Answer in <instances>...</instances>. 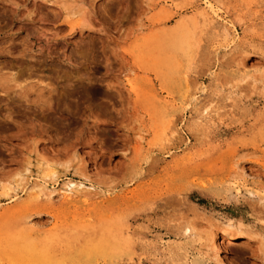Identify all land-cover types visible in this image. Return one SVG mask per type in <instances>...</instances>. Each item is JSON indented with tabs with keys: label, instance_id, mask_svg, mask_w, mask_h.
Wrapping results in <instances>:
<instances>
[{
	"label": "rangeland",
	"instance_id": "374dc122",
	"mask_svg": "<svg viewBox=\"0 0 264 264\" xmlns=\"http://www.w3.org/2000/svg\"><path fill=\"white\" fill-rule=\"evenodd\" d=\"M47 260L264 264V0H0V264Z\"/></svg>",
	"mask_w": 264,
	"mask_h": 264
},
{
	"label": "bare ground",
	"instance_id": "6f19581e",
	"mask_svg": "<svg viewBox=\"0 0 264 264\" xmlns=\"http://www.w3.org/2000/svg\"><path fill=\"white\" fill-rule=\"evenodd\" d=\"M206 3H208V2H206ZM207 5V4H206ZM208 6H209V8H212V6L208 3V5H207V8H208ZM208 8V9H209ZM213 10V9H212ZM211 10V12H212V14H214L215 15V13H213V11ZM208 11V10H207ZM210 12V11H209ZM121 83H123V85L120 87V89L121 90H128V91H130L131 89H133V86L132 85H130L127 81H123V82H121ZM197 111V110H196ZM51 175V174H50ZM50 175H47L46 176V178H44V180H43V184H44V186H42V188H40V187H38L37 188V190L38 191H35L37 194H38V196L39 197H46V198H51V194L48 192V193H46L45 192V188H46V186H47V184H48V182L50 181V182H52L51 180H50V177L52 176H50ZM37 184V183H36ZM34 186H36V185H34ZM38 186V185H37ZM64 186V185H63ZM26 187H27V184H26ZM32 187V186H31ZM79 187V186H78ZM32 188H35V187H32ZM40 188V189H39ZM76 186L74 185V184H72V183H67L66 185H65V190H64V193L66 194V196H70L71 194H74V193H76L77 191H76ZM36 189V188H35ZM35 189H33V190H35ZM63 192V191H62ZM36 194V195H37ZM6 197H7V195H6ZM189 227V226H188ZM192 230V229H191ZM193 231H194V229H193ZM192 231V232H193ZM241 231V230H240ZM186 232V231H185ZM190 232V231H189ZM191 232V233H192ZM195 233V232H194ZM224 235L226 236H228L229 238H230V235L227 233V232H224ZM225 236H224V238H225ZM232 236V235H231ZM233 237V236H232ZM231 237V238H232ZM223 238V237H222ZM48 239V238H47ZM209 239V238H208ZM224 241V240H223ZM217 242V241H216ZM220 242H222V241H220ZM221 244V243H220ZM219 247V246H218ZM43 248V247H42ZM27 249H29V248H27ZM218 249V251H220V248H217ZM222 249V248H221ZM29 253V250H23L22 251V253L21 254H28ZM46 255V254H45ZM218 255V254H217ZM48 256V255H47ZM28 258V257H27ZM32 259V258H31ZM44 259V258H43ZM48 262V264L50 263V264H52L49 260H47ZM45 262V261H44Z\"/></svg>",
	"mask_w": 264,
	"mask_h": 264
}]
</instances>
